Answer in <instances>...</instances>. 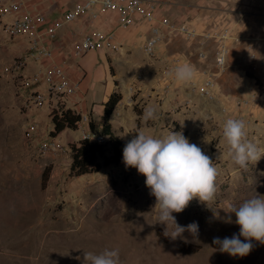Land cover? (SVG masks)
<instances>
[{
	"label": "rangeland",
	"instance_id": "374dc122",
	"mask_svg": "<svg viewBox=\"0 0 264 264\" xmlns=\"http://www.w3.org/2000/svg\"><path fill=\"white\" fill-rule=\"evenodd\" d=\"M159 3L163 13L190 23L197 35L174 36L161 43L150 59H142L143 67L135 70L138 83H155L144 102L136 91L125 108L119 103L110 122L124 145L138 131L161 137L181 131L212 159L218 170L215 198L208 205L193 198L181 212L173 213L179 225L197 222V234L185 229L172 239L165 235L163 223L146 222H152L155 197L135 167L126 168L121 161L94 173L72 171L71 146L85 135L107 144L106 154L112 155L109 136L98 138L103 115L80 113L78 128L53 136L56 111L30 107L29 100L34 89L47 91L41 78L47 64L29 54L26 37H9L0 24V264H87L84 252L98 254L106 248L118 249L119 264H264V243L253 239L252 249L244 256L221 252L213 243L214 237L239 234L235 214L227 211L229 204L238 205L254 193L264 195V155L241 168L233 162L223 137L227 118L242 119L247 138L264 150V0ZM225 45L227 61L219 67L216 55ZM127 58L110 61L108 66V75L119 80L115 90L122 96L130 88L125 82L131 73ZM20 59L27 62L21 69ZM174 59L191 64L197 79L178 83L172 75ZM148 64L153 67L144 69ZM19 75L24 76L25 86ZM209 78L214 82L213 96L206 92ZM97 89L96 101L101 102L106 84L100 83ZM148 106L155 107L156 118L144 121ZM131 111L133 118L142 115L138 125L129 128ZM91 119L97 134L89 126ZM32 120L37 125L29 137ZM50 137L63 143V150L41 151L40 144ZM48 166L50 177L43 188L42 173ZM173 227L170 224L167 232Z\"/></svg>",
	"mask_w": 264,
	"mask_h": 264
},
{
	"label": "clouds",
	"instance_id": "9594fccd",
	"mask_svg": "<svg viewBox=\"0 0 264 264\" xmlns=\"http://www.w3.org/2000/svg\"><path fill=\"white\" fill-rule=\"evenodd\" d=\"M172 75L180 84L197 79L195 68L186 62L178 63ZM142 118L144 121L155 119V107H146ZM135 133L122 149V161L126 168L133 166L145 176V184L155 197L152 222H146L150 225L163 223L165 235L172 239L181 236L185 229L195 236L197 222L179 225L173 213L181 212L193 198L206 205L215 198L217 167L201 147L190 142L181 131H170L162 137L143 131ZM223 137L233 162L241 168L256 163L264 155V150L247 138L246 122L242 119L227 118L223 123ZM227 211L235 214L239 234L233 233L223 239L214 237L213 243L219 245L221 252L244 256L252 249L253 239L264 243V195L254 193L238 205L229 204ZM214 214L218 215L215 211ZM228 220L231 221L230 216ZM170 224L174 227L168 233ZM241 236L245 239L241 240ZM85 261L87 264H119V252L115 248H106L98 254L84 252Z\"/></svg>",
	"mask_w": 264,
	"mask_h": 264
},
{
	"label": "built area",
	"instance_id": "2783aa9c",
	"mask_svg": "<svg viewBox=\"0 0 264 264\" xmlns=\"http://www.w3.org/2000/svg\"><path fill=\"white\" fill-rule=\"evenodd\" d=\"M112 13L117 14L119 27L122 29L132 26H149V35L142 44V49L149 56H154L159 45L174 36L193 38L197 35L195 27L190 23L163 13L159 0H83L82 3L66 10L59 17H49L43 12H32L28 7V0H0V24L5 33L12 38L26 37L29 42V54L34 58H41L42 62L48 61L41 76L47 83V91L41 92L34 89L29 99L30 107L47 106L50 113L55 111L57 114L62 113L65 110L67 97L75 94L80 85V80L70 76L66 65L58 59L48 41L56 39L64 26L75 22L81 16L95 21L102 14ZM122 48L123 45L117 39L115 31H107L97 26L74 39L70 53L73 57L79 58L89 51H121ZM216 61L219 67L225 65L226 45L219 48ZM173 62L171 69L179 63L175 59ZM26 64L24 59L17 61L20 69ZM18 79L23 86L26 85L23 75H19ZM206 85H208L206 92L213 96L212 78L207 80ZM36 125L35 121H30L27 128L29 137L32 136ZM104 136L100 133L98 138L103 139ZM84 138H90V136L85 135ZM39 147L43 152H58L63 150L64 144L56 137H50Z\"/></svg>",
	"mask_w": 264,
	"mask_h": 264
},
{
	"label": "crops",
	"instance_id": "0c3cea01",
	"mask_svg": "<svg viewBox=\"0 0 264 264\" xmlns=\"http://www.w3.org/2000/svg\"><path fill=\"white\" fill-rule=\"evenodd\" d=\"M82 2L83 0H28V7L32 12H43L49 17H59L66 10L74 8ZM97 26L107 31H115L117 39L123 45L122 50L109 52L89 51L79 58L73 57L70 53L72 41L89 29ZM149 29L148 25L132 26L128 29H122L119 27L117 14L113 13L102 14L95 21H91L86 16H81L75 22L64 26L56 39L48 41L56 52L58 59L66 65L70 76L73 79L80 80L77 92L68 96L66 99L67 108L82 114L89 111L96 118L104 115V103L109 99L111 93L115 91V81H119L108 75V66L110 61L113 63L120 62V59L124 57H128L125 60H128L130 65L131 73L125 81L126 85L128 84L130 88L123 92V99L120 102L122 107L120 108H125L130 98L134 100L133 96L137 92L138 99L144 102L150 85L154 84L155 80L152 82L142 81L138 83L139 81L137 80L135 70L137 71L143 67L141 64L142 59L149 58V55L142 49V44L149 35ZM158 49L156 52H158ZM45 63L47 64L48 61H45ZM149 65L153 67V64H148L144 69H150L148 67ZM100 83H105L106 89L103 92L101 102H97V86ZM118 83L119 87L122 88L123 83ZM95 109L98 110L99 117L96 116ZM128 114L133 119L132 121H127L128 127L137 126L138 119H140L142 114H134V118L132 117V111L128 112ZM126 119L128 118L126 117L124 120Z\"/></svg>",
	"mask_w": 264,
	"mask_h": 264
},
{
	"label": "trees",
	"instance_id": "16d2710c",
	"mask_svg": "<svg viewBox=\"0 0 264 264\" xmlns=\"http://www.w3.org/2000/svg\"><path fill=\"white\" fill-rule=\"evenodd\" d=\"M123 96L120 91H113L109 99L104 103V115L101 121V134L110 138L112 155L106 154V145L90 138H83L78 144H72V171L76 175H84L88 173L98 172L103 166L111 163H119L122 161V149L124 143L112 130L110 117L116 106L120 103ZM55 125L54 134L63 131L66 128H78L82 120V115L71 109L64 110L62 114L53 116ZM89 126L94 134H96L95 122L91 119ZM50 177V167H46L42 173V187L45 188Z\"/></svg>",
	"mask_w": 264,
	"mask_h": 264
},
{
	"label": "bare ground",
	"instance_id": "6f19581e",
	"mask_svg": "<svg viewBox=\"0 0 264 264\" xmlns=\"http://www.w3.org/2000/svg\"><path fill=\"white\" fill-rule=\"evenodd\" d=\"M112 232H113L114 235H117L116 231H112ZM85 245H87V244L85 243Z\"/></svg>",
	"mask_w": 264,
	"mask_h": 264
}]
</instances>
